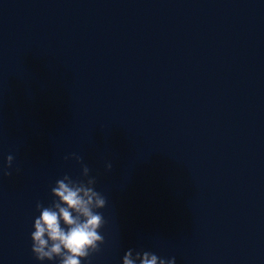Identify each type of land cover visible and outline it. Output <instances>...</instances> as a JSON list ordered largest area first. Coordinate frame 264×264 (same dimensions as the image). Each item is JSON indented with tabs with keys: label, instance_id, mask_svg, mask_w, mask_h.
<instances>
[{
	"label": "clouds",
	"instance_id": "obj_1",
	"mask_svg": "<svg viewBox=\"0 0 264 264\" xmlns=\"http://www.w3.org/2000/svg\"><path fill=\"white\" fill-rule=\"evenodd\" d=\"M13 155L6 158L3 175L10 177ZM75 160L82 168V178L73 179L65 174L57 179L51 188V202L45 206L36 203L39 215L34 218L31 232V251L38 261L55 264H82L94 253L100 251L104 236L100 230L106 221L99 211L105 208L107 200L95 190L96 178L90 176V169L83 157L75 152L64 157ZM112 163L106 169L112 170ZM176 264L175 257L162 258L150 251H136L129 248L122 257V264Z\"/></svg>",
	"mask_w": 264,
	"mask_h": 264
}]
</instances>
